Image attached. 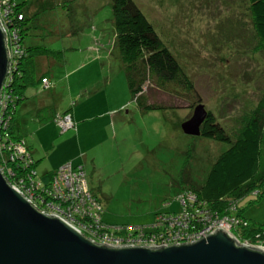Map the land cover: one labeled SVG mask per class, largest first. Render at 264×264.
<instances>
[{
  "label": "rangeland",
  "instance_id": "1",
  "mask_svg": "<svg viewBox=\"0 0 264 264\" xmlns=\"http://www.w3.org/2000/svg\"><path fill=\"white\" fill-rule=\"evenodd\" d=\"M17 1L23 4L30 22L21 46L33 53L34 78L46 76L53 84L48 92L38 83L25 90L28 110L43 108L44 104L53 107L44 112L45 120L38 122L41 130L36 147L40 149L35 158L44 164L42 167L52 166L59 159L84 160L86 154L87 159L97 160L98 167L87 171L88 182L102 202L104 222L111 227L146 228L157 214L178 212V195L185 184L183 171L187 170L196 183L204 184L229 145L185 135L181 125L193 116L191 104L160 94L156 97L158 91L150 81L144 88L149 100L176 103L180 108L147 112L137 108L116 43L112 0ZM134 1L196 84L206 110L229 130L239 129L264 93V54L253 41L249 0ZM17 61L16 77L23 58ZM68 63H102L94 75L82 80L85 84L88 79L100 82L99 74L107 73L105 81L110 77L107 91L105 83L99 84L98 102L79 108L78 113L101 114L93 121L100 126L109 119L103 116L105 110L125 106V112L116 114L113 128L100 131L104 137L113 134L100 147L90 149L85 145L93 143L86 140L79 145L74 139L60 140L65 133L73 137L75 132L60 135L62 130L51 117L52 111L64 116L73 109L66 89L67 72L71 70ZM9 89L15 94L14 84ZM105 91L111 95L110 101H106ZM31 117L27 122L30 129L24 132L29 140L36 134L31 130L35 125ZM56 128L59 139L53 131ZM49 170L37 168V179L49 182L54 169ZM241 208L250 222L264 228V195H250L241 202Z\"/></svg>",
  "mask_w": 264,
  "mask_h": 264
},
{
  "label": "trees",
  "instance_id": "2",
  "mask_svg": "<svg viewBox=\"0 0 264 264\" xmlns=\"http://www.w3.org/2000/svg\"><path fill=\"white\" fill-rule=\"evenodd\" d=\"M249 3L253 19V41L257 44V50L264 54V0H249ZM22 5L17 0H0V10L9 11L8 16L3 18V23L10 41H13L14 34L24 40L30 31V22ZM112 12L117 32L116 43L127 86L137 108L144 112L180 108L176 103H161L156 98L149 100L144 89L147 81L157 89L156 97L161 93L159 97L164 94L170 100L188 102L192 109L202 104L196 84L163 42L138 4L134 0H112ZM26 49L25 47L21 70L14 81L15 96L18 100L14 104L15 109L9 125V134L17 142L24 141L15 131L18 110L26 99V88L37 83L33 74V53ZM43 79L48 77H42L41 82ZM58 115L60 114L54 116L55 121ZM201 132L202 137L225 143L229 148L215 161L204 184L193 181L188 176V171L184 170L182 181L184 180L185 184L180 194L184 191L196 194L200 201L221 215L229 214L230 203L238 201L237 214L249 222V228L241 230L242 235L253 241H256V238L264 240V228L250 222L241 208V202L250 195H264V93L258 107L242 122L239 129L229 130L209 112ZM26 145L30 149L27 143ZM31 158L34 163L30 166L11 163L12 170L19 178L26 177L29 169H37V161L32 151ZM91 191L101 202L92 188Z\"/></svg>",
  "mask_w": 264,
  "mask_h": 264
},
{
  "label": "built area",
  "instance_id": "3",
  "mask_svg": "<svg viewBox=\"0 0 264 264\" xmlns=\"http://www.w3.org/2000/svg\"><path fill=\"white\" fill-rule=\"evenodd\" d=\"M8 14V10L5 12L0 10V23L6 34L10 58L9 75L0 104V169L8 182L26 200L42 213L61 218L86 238L106 246L162 248L192 244L222 229L231 234L239 244L264 252V240L256 238V241H253L242 235L241 230L248 229L249 222L237 214L238 201L230 203L229 214L221 215L205 202L200 201L196 194L184 191L178 195L181 206L178 212L157 214L149 227L130 229L111 227L104 222L103 205L91 191L83 166L66 163L54 172L48 183L37 179V172L33 168L29 169L30 172L26 177L19 178L12 170L11 163L30 166L34 162L26 143L13 140L9 134L14 104L18 100L9 88L16 79V62L19 58H23L24 48L17 34H14L13 41H10L9 33L3 23V18ZM42 84L48 87L50 80L43 79ZM56 122L63 133L75 126L70 114L58 115Z\"/></svg>",
  "mask_w": 264,
  "mask_h": 264
},
{
  "label": "water",
  "instance_id": "4",
  "mask_svg": "<svg viewBox=\"0 0 264 264\" xmlns=\"http://www.w3.org/2000/svg\"><path fill=\"white\" fill-rule=\"evenodd\" d=\"M9 68L0 23V104ZM208 116L204 104L196 106L193 116L181 125L183 133L201 136ZM0 264H264V252L239 244L222 229L192 244L162 248L99 244L61 218L39 211L0 169Z\"/></svg>",
  "mask_w": 264,
  "mask_h": 264
},
{
  "label": "crops",
  "instance_id": "5",
  "mask_svg": "<svg viewBox=\"0 0 264 264\" xmlns=\"http://www.w3.org/2000/svg\"><path fill=\"white\" fill-rule=\"evenodd\" d=\"M68 65H69L68 68L71 70L69 72H67V78H66L67 79V88L66 89L68 91V98L71 100V103L73 102L72 103L73 109H70V111H71L70 115L72 116V119L75 123V127L71 128L70 131L74 130L75 133H74L73 137H69L68 133L67 134L65 133L64 137L60 138V140H62L64 142H67V141L71 142V139H74L78 145L82 141L86 140V141L93 143V144H86L85 146H87L88 148L93 149L96 147H100L103 144H105L106 142H108L110 138L113 137V134L110 135V138H109V136L104 137L100 133V131L101 130H107V129L110 130L111 128H113V126L115 125L114 118H115L116 114L121 113V112L122 113L125 112L126 111V109L124 108L125 106L123 104L120 109H113V108L109 109L108 108L107 110H105V112L103 114V116L109 118L107 120V123L104 125L102 124L100 126L97 124H93V121L98 120L99 115H101V114L96 115V112H95V114H92V116H88L84 112L78 113V110H79V108L84 107V106H87L85 108H88V107H90L93 104L98 102L99 84L101 83V85H102V82L105 83V85L104 84L103 85L107 91V89L110 86V83H109L110 77H109V79H107L105 81L103 79L107 78V73L106 74H104V73L99 74L97 77L101 78L100 82L98 81V82L92 83V81L89 79L87 82V79H86L87 83L85 84L82 80L85 78H88L91 75H94V69L97 67V65H102V63H68ZM123 71H124V69H123ZM42 77H46V76H42ZM36 80H37V83L40 84V86H42L43 90L42 89L41 90L43 92H46V91L48 92V91H51L53 89V84L51 83V81H50V86L47 87L44 84H42L41 80H39V79H36ZM37 83H36V85H37ZM128 91H129V89H128ZM105 95H106V101H110L111 95L109 93H107ZM29 107H30L29 98H27V96H26L25 101L21 105V109H25V110H24V112L18 111L17 116H16L17 118L15 120V131H16V134L18 137H20L24 141L26 140L25 142L31 147L33 156L35 158L36 153H39V149H40V147H36L37 142H38L37 136L41 130L38 122L41 121V119L45 120L46 117L44 115V112L45 111L47 112V110H52L53 107H51L47 104H44V105H42L43 108H40V109L39 108H37V109L32 108V109H34V111L28 110ZM52 113L53 114L51 115V117L53 119L54 116L58 112L52 111ZM34 115H36V116H34ZM30 117L32 119V123L35 124L33 129H31V130L35 129V133H36L35 137L31 140L26 139L25 138L26 136L24 134L25 130L30 129V127H27L28 126L27 122H28V119ZM58 128L60 129L59 126H58ZM57 130H58L57 128L55 130L53 129V131L55 132L54 134H56V138L59 139V136L64 134V133L61 132V134L59 135L57 133L58 132ZM80 151L82 152L83 150L81 149ZM86 156H88V155L86 154L84 156V158H85L84 160H82L81 157H79V158L77 157V158H74L72 160L59 159L58 161H55L52 166L45 165V167H42V165H44V164H40V161L38 159L35 158V160L37 161L38 170L42 171V172H48V171H50L49 169H54L53 171L55 172L61 165L65 164V163H72L73 165L83 166V168L85 169L86 174H87V171H90L91 169H93V167L94 168L98 167V164H97L98 162H97V160H89V159H87ZM93 156H96V154H94Z\"/></svg>",
  "mask_w": 264,
  "mask_h": 264
},
{
  "label": "flooded vegetation",
  "instance_id": "6",
  "mask_svg": "<svg viewBox=\"0 0 264 264\" xmlns=\"http://www.w3.org/2000/svg\"><path fill=\"white\" fill-rule=\"evenodd\" d=\"M161 94V93H160ZM163 97H165V95L163 94Z\"/></svg>",
  "mask_w": 264,
  "mask_h": 264
}]
</instances>
